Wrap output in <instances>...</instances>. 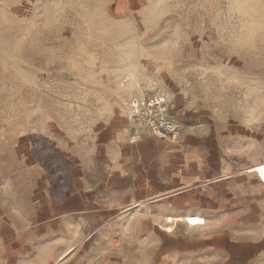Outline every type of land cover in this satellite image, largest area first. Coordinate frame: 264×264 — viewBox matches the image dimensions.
<instances>
[{"label":"rangeland","instance_id":"374dc122","mask_svg":"<svg viewBox=\"0 0 264 264\" xmlns=\"http://www.w3.org/2000/svg\"><path fill=\"white\" fill-rule=\"evenodd\" d=\"M154 97L166 99L171 129L159 138L134 118L133 141L131 104ZM123 120L130 144L185 142L238 162L239 180L225 187L224 232L248 231L260 250L240 264H264V184L249 172L264 163V0H0V216L27 243L38 244V219L54 226V207L99 183V136ZM232 202L255 206L252 221ZM66 208L77 215L87 202L80 194ZM86 217L61 219L63 243L69 231L87 233ZM52 224L49 252H29L27 262H227L213 252H102L103 237L95 252L60 261Z\"/></svg>","mask_w":264,"mask_h":264},{"label":"crops","instance_id":"0c3cea01","mask_svg":"<svg viewBox=\"0 0 264 264\" xmlns=\"http://www.w3.org/2000/svg\"><path fill=\"white\" fill-rule=\"evenodd\" d=\"M127 131L123 120L119 127L111 125L102 132V142L100 134L96 156L99 183L90 190L77 189L54 207L56 240L60 245L55 252H64L60 261L73 252H95L102 237V252H213L215 260L226 256V264H240L241 256L260 250V244L248 231L224 232L225 187L239 180L238 162L224 164L206 149L199 150L185 142L148 137L130 144ZM80 194L87 208L73 215L66 205ZM228 208L245 213L243 221L254 218L255 206L240 207L232 202ZM140 213L143 216H136ZM80 215L87 216V233L69 231L64 245L66 230L62 220ZM191 218L198 219L199 225L185 222ZM170 219L179 221L169 226ZM53 222L47 218L36 221L39 228L34 239L38 244L33 246L14 220L0 216V264H32L24 259L29 252H49L47 230Z\"/></svg>","mask_w":264,"mask_h":264},{"label":"built area","instance_id":"2783aa9c","mask_svg":"<svg viewBox=\"0 0 264 264\" xmlns=\"http://www.w3.org/2000/svg\"><path fill=\"white\" fill-rule=\"evenodd\" d=\"M166 104L165 98L154 97L144 100L135 99L131 105L135 112L134 118H137L138 121L141 120L140 122L144 124L146 129L150 130L153 136L162 138L171 129V125L166 119ZM138 134L139 131L133 134V141L137 139Z\"/></svg>","mask_w":264,"mask_h":264},{"label":"bare ground","instance_id":"6f19581e","mask_svg":"<svg viewBox=\"0 0 264 264\" xmlns=\"http://www.w3.org/2000/svg\"><path fill=\"white\" fill-rule=\"evenodd\" d=\"M134 113H135L134 110L131 111V113H130L132 131H133L132 133L133 134L135 132H138V130H137L138 127L136 125H133V121H134V117H135ZM251 171L257 173L260 181L264 184V163L254 167L253 169H251Z\"/></svg>","mask_w":264,"mask_h":264}]
</instances>
